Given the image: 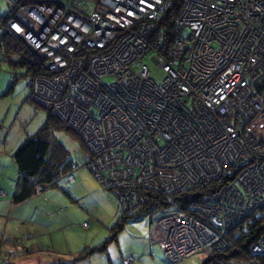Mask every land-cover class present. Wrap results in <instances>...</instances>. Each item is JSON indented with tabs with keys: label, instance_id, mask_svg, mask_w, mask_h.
I'll return each instance as SVG.
<instances>
[{
	"label": "built area",
	"instance_id": "built-area-1",
	"mask_svg": "<svg viewBox=\"0 0 264 264\" xmlns=\"http://www.w3.org/2000/svg\"><path fill=\"white\" fill-rule=\"evenodd\" d=\"M8 1L9 31L49 72L30 97L81 129L94 177L125 211L145 192L210 184L158 216L154 237L169 262L225 251L232 227L264 207V0H177L170 23L174 0ZM249 251L247 264H264V231Z\"/></svg>",
	"mask_w": 264,
	"mask_h": 264
},
{
	"label": "rangeland",
	"instance_id": "rangeland-1",
	"mask_svg": "<svg viewBox=\"0 0 264 264\" xmlns=\"http://www.w3.org/2000/svg\"><path fill=\"white\" fill-rule=\"evenodd\" d=\"M10 8V1L0 0V16H6ZM7 29H10L9 26ZM19 38L29 50L32 49ZM32 50L33 55L37 56V51ZM148 64L154 79L160 80L162 73L155 64L149 61ZM8 67L0 64V183L3 184L14 182L9 179L11 174H16L11 171V167L16 171L12 154L27 135H33L40 129L46 120V109L50 110L30 97L31 90L28 88L38 89L35 81L43 75L23 76L15 81L12 90L7 93L13 76V71ZM17 70L20 74L24 73L20 67ZM39 90L42 91V88ZM59 120L70 130L54 127L46 136L58 157L76 165L74 172L73 167H70L74 181L66 182L60 178L55 186L45 188L26 202L10 210L3 209L6 211L0 216V262L5 261V255H73L70 260L56 262L70 264L73 259H83L77 255H96L87 257L80 264H202L204 259L207 261L206 255L216 253H199L182 261L169 262L155 240V220L160 215L172 214L174 211L165 209L142 213L135 204L130 210L137 209L130 213L132 218L125 219L122 216L125 211L122 197L120 199L114 195V190L97 180L85 166L88 150L82 135L84 133L81 129L72 128L66 121ZM107 129L105 135L111 137L110 127ZM130 137L131 134L126 136ZM124 141L116 146L121 147L118 145ZM138 142L139 139L130 148L139 151ZM93 154L94 157L97 155ZM7 202L10 204L11 197H8ZM118 227L122 228L118 230ZM228 249L217 252L224 253Z\"/></svg>",
	"mask_w": 264,
	"mask_h": 264
},
{
	"label": "trees",
	"instance_id": "trees-1",
	"mask_svg": "<svg viewBox=\"0 0 264 264\" xmlns=\"http://www.w3.org/2000/svg\"><path fill=\"white\" fill-rule=\"evenodd\" d=\"M179 6L178 1L174 0L163 16L164 21H167V23L172 22ZM6 18L7 15L0 16V26L2 27L0 31V64H6L9 66L8 69L13 71L11 85L7 91L9 93L17 79L26 75L47 76L49 72L44 69L41 60L33 55L23 41L7 29ZM166 28L169 30V25ZM19 67L23 69L24 73H19L17 70ZM46 111V120L40 129L33 135H27L24 142L12 154L17 177L14 183V191L10 197L11 202L15 205L26 202L45 188L55 186L60 178H63L66 182L74 181L72 180L74 173L71 175L69 173H71V166L73 167V172L76 170L74 168L76 165L72 161L58 157L55 148L46 136L54 127L65 130L70 129L50 110L46 109ZM209 191L210 184L201 188L190 187L172 195L145 192L146 200L137 209L142 213H155L165 209L185 211L189 204L198 202ZM135 210L121 211L122 216L125 219L132 218L130 213ZM121 228L118 227V230ZM263 231L264 207L255 213H251L228 233L229 249L224 253H215L214 258L219 262L247 264L256 257L249 251V245ZM87 256L89 255H77L78 258ZM205 263L204 259L202 264Z\"/></svg>",
	"mask_w": 264,
	"mask_h": 264
},
{
	"label": "crops",
	"instance_id": "crops-1",
	"mask_svg": "<svg viewBox=\"0 0 264 264\" xmlns=\"http://www.w3.org/2000/svg\"><path fill=\"white\" fill-rule=\"evenodd\" d=\"M7 79H9V77ZM11 171L13 173L16 172L15 169L12 167H11ZM16 177H17V172H16V174H11V176L9 178L10 181H14L13 183H11V184L0 183V206L2 205L1 209H0V216L6 210L13 209L14 208L13 206H17L15 204H13L12 202H10V204L7 202L8 197L10 199V196H11L12 192L14 191V183H15ZM12 179H14V180H12ZM3 206H5V208H2ZM3 209H6V210H3ZM63 256H64V258H63ZM71 256H73V255H5V257H6L5 261L0 262V264H56V262H60L63 260H70ZM95 256L96 255H89L87 257L93 258ZM87 257H85L81 260L73 259L69 263L70 264H80V262H85L87 260ZM74 258H75V256H74ZM0 260H2L1 257H0Z\"/></svg>",
	"mask_w": 264,
	"mask_h": 264
},
{
	"label": "bare ground",
	"instance_id": "bare-ground-1",
	"mask_svg": "<svg viewBox=\"0 0 264 264\" xmlns=\"http://www.w3.org/2000/svg\"><path fill=\"white\" fill-rule=\"evenodd\" d=\"M75 113H77V112H75ZM146 200V199H145ZM145 202V201H144ZM144 202H142V204L144 203ZM126 211H130V210H126Z\"/></svg>",
	"mask_w": 264,
	"mask_h": 264
},
{
	"label": "clouds",
	"instance_id": "clouds-1",
	"mask_svg": "<svg viewBox=\"0 0 264 264\" xmlns=\"http://www.w3.org/2000/svg\"><path fill=\"white\" fill-rule=\"evenodd\" d=\"M72 173V172H71Z\"/></svg>",
	"mask_w": 264,
	"mask_h": 264
}]
</instances>
